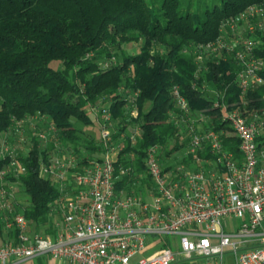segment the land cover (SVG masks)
I'll use <instances>...</instances> for the list:
<instances>
[{
	"label": "trees",
	"instance_id": "obj_1",
	"mask_svg": "<svg viewBox=\"0 0 264 264\" xmlns=\"http://www.w3.org/2000/svg\"><path fill=\"white\" fill-rule=\"evenodd\" d=\"M255 4L264 5V0H213L202 12H183L180 0H0V131L16 120L51 118L58 138L73 145L75 152L83 146L104 154L107 148L102 143H82L75 123L90 122V109L108 103L107 111L121 124L113 140L129 124L138 125L141 132L134 144L126 137L119 152L116 189L130 190L135 183L137 191L152 188L144 166L146 150L158 146L164 151L173 142L174 152L188 142L169 116L179 112L174 87L190 113H202L211 120L212 125L205 128H221L224 112L213 107L215 101L249 115L264 112V83L242 94L232 57L208 61L205 70L197 71L190 52L192 45L216 40L226 20ZM256 38L259 45L254 54L264 61V32L257 31ZM139 40L143 43L137 54L124 53L122 44ZM117 52L121 64L99 68L98 60L117 57ZM208 84L213 85V94L208 93ZM123 89L134 94L132 104L137 110L136 119L128 122ZM32 141L27 155L15 156L23 172L7 180L20 183L28 197L22 213L31 229L38 231L49 225L58 191L39 176L40 162L49 158L47 151L38 148V140ZM224 145L240 157L236 140L224 139ZM49 147L52 150V143ZM132 153L135 160L127 159ZM170 155L158 153V158L168 160ZM10 161L9 155L0 156V171ZM120 168L131 171L119 175ZM46 233H51L48 227Z\"/></svg>",
	"mask_w": 264,
	"mask_h": 264
},
{
	"label": "built area",
	"instance_id": "obj_2",
	"mask_svg": "<svg viewBox=\"0 0 264 264\" xmlns=\"http://www.w3.org/2000/svg\"><path fill=\"white\" fill-rule=\"evenodd\" d=\"M243 18L264 20V9L252 5L226 20L230 37L241 28ZM263 27L258 23L244 28L246 36L239 45L219 35L190 46L197 71L205 70L208 61L232 57L242 94L262 85L264 61L254 50L259 45L256 32H264ZM208 55L215 57L205 61ZM172 95L179 112L169 116L178 131L186 133L187 151L181 165L165 170L158 158L160 148L146 150L144 166L152 188L137 191L135 183L130 190L116 189L119 151L107 146L111 134L104 128L101 143L107 150L100 160L81 165L57 156L40 162L39 176L58 191L49 214L51 233L31 230L17 211L13 181L7 177L16 179L23 170L5 149L2 156L9 155L11 161L0 171V225L8 237L0 245V264L45 254L74 264H171L176 258L198 264H264V112L249 115L215 101L213 107L224 113L221 128L214 130L204 127L212 125L207 116L190 113L176 87ZM102 111L110 116L107 109ZM131 116L137 117L134 104ZM21 124L17 122L18 127ZM33 136L46 140L41 133ZM227 138L238 142L240 157L225 147ZM130 171L120 168L119 175ZM159 236H179L180 250L157 249L159 241L148 243V238Z\"/></svg>",
	"mask_w": 264,
	"mask_h": 264
},
{
	"label": "rangeland",
	"instance_id": "obj_3",
	"mask_svg": "<svg viewBox=\"0 0 264 264\" xmlns=\"http://www.w3.org/2000/svg\"><path fill=\"white\" fill-rule=\"evenodd\" d=\"M212 1L213 0H180L181 3V10L183 12H186L187 10L191 12H197V11H204L205 5H208L209 7L212 6ZM205 2V4H203ZM157 5V4H156ZM155 5V9H156ZM252 6V5H250ZM255 6H259L264 9L263 4H255ZM200 7V8H199ZM156 13L157 10H155ZM230 19V18H229ZM242 21V26L238 30L231 32L234 34V36H229L230 35V30L227 25L224 26V24L221 25L220 27V37L224 39L225 42H229V39H232L234 43L237 45L240 44L242 41V37H245L246 35L243 34V29L246 27H253L258 23H261L264 25V20L263 19H245ZM225 23V22H224ZM264 28V27H263ZM226 33L225 36H223ZM142 40H139L137 42H131V43H124L122 44V50L124 53L128 55H134L139 52V47L142 44ZM120 53L117 52V57H111L109 60L108 59H100L98 60L99 68L100 69H105L107 66L110 65H118L121 64V57L119 55ZM215 56L214 55H208L205 58L206 60H211ZM53 67L56 66L55 63L51 64ZM200 66V63H198ZM122 90V89H121ZM124 94H127V102L125 105L127 113L129 112V115H126V121H130L132 116H131V110H132V96L134 95L133 93L129 92L127 93L124 89ZM207 91L210 94L214 93V88L213 85L208 84L207 86ZM107 104L104 103H99L90 109L89 112V117H90V122L87 123H75V127L80 131L79 135L82 138V143L84 142H89L90 145H96L97 143H101V131L102 129L109 130L111 137L108 142V147L113 148L114 146L117 148V150L120 152L122 147H125V140L128 138L129 141L134 144L136 138L140 135V129L138 125L136 124H129L125 132H122L118 139L113 140L112 135L120 130L121 124L120 120H115L111 117H107L102 109H106ZM22 122V124L18 127L17 122ZM44 134L46 136V140H39L38 139V148L40 150H45L47 151V156L48 158H54L57 156H68L77 162H81L83 160H88V161H95L102 157V154L95 152V151H87L83 149V146H80L78 148V152L74 151V146L71 145L70 143H63L61 140L58 138V134L56 132V129L54 127V124L51 120V118H39V117H29L26 119H21V120H16L13 123V126L10 128L0 131V156H2V153L5 149L9 153L12 154V156H16L18 154L20 155H27L29 151L32 149V136L34 134ZM34 137V136H33ZM127 137V138H126ZM132 137V138H130ZM49 143H52L53 148L50 150ZM83 143V144H84ZM173 149V142L168 144L165 148V152L163 150H160L159 153L162 155H165L166 152L168 151L169 154H171L168 157V160H165L164 158H161V166L166 167V166H179L181 165L182 159L185 157V153L187 151V145L186 146H181L177 151L172 152ZM172 152V153H171ZM135 155L129 154L126 156L127 159H132L135 160ZM119 158V156H118ZM90 162V163H91ZM82 165V164H81ZM11 192L14 195L15 199V207L17 208V211L22 212L23 207L28 205V197L27 195L22 191V187L18 181H13L11 182ZM3 217V213L0 212V218ZM47 226H45L46 228ZM32 228L35 229V226H32ZM42 227H39V230L42 231ZM262 228L264 229V222L262 223ZM155 241H159V247L158 248H169L173 252L179 251L180 246H179V241L180 237L179 236H159L156 239L155 238H148V243H153ZM156 250V249H155ZM152 251H149L148 253H151ZM171 264H198L196 261H190V260H183L176 258L174 262Z\"/></svg>",
	"mask_w": 264,
	"mask_h": 264
},
{
	"label": "crops",
	"instance_id": "obj_4",
	"mask_svg": "<svg viewBox=\"0 0 264 264\" xmlns=\"http://www.w3.org/2000/svg\"><path fill=\"white\" fill-rule=\"evenodd\" d=\"M46 228L45 229L42 228V231L41 230H38V231L42 232V233L45 232V234H47ZM7 237H8L7 234L1 228L0 229V245L4 243V241L7 239ZM156 242L158 243V241H156ZM14 264H74V263H69V262L64 261V260L53 259L50 255L45 254V255L36 257L34 259H30V260H27L24 262H19V263H14Z\"/></svg>",
	"mask_w": 264,
	"mask_h": 264
}]
</instances>
